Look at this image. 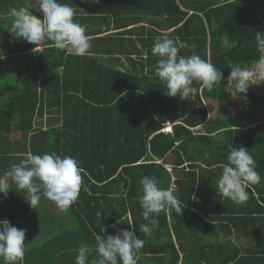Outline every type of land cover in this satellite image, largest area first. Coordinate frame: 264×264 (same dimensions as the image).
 <instances>
[{
    "label": "trees",
    "instance_id": "obj_1",
    "mask_svg": "<svg viewBox=\"0 0 264 264\" xmlns=\"http://www.w3.org/2000/svg\"><path fill=\"white\" fill-rule=\"evenodd\" d=\"M88 2L94 7L95 2ZM97 3L95 8L105 20L111 18L124 26L127 22L141 23L132 30L137 31L139 44L117 48L118 55L109 46L85 56L66 54L49 46L51 42L40 52H34L30 43L22 47L15 44V55L0 60L12 62L10 67L0 65V139L5 131L18 129L25 154L19 162L29 153L55 152L61 157L72 156L84 169L76 208L72 205L64 212L69 227L60 225L54 236H46L27 249L24 258L29 264L62 261L74 264L78 248L85 243L80 234L85 230L91 233L86 225H70L80 218L78 209L84 199L90 201L94 212L95 205L100 204L101 213L107 216L108 212L103 210L108 207L105 199L116 192L124 194L118 199L120 212L112 210L107 216L109 223L129 210L132 214L133 208L141 209L142 213L140 180L154 177L166 189L169 173L156 161L169 152L176 155L174 165L181 167L169 187L175 190L177 184L179 191L186 190L185 184H194L198 175L206 179V173L216 172L227 164L229 145L248 149L263 180L247 189L250 203H255L252 211L256 215L245 216L264 224V94L248 90L240 98L228 78L229 64L256 65L264 59V49L258 48L255 41V34L264 32V0H98ZM163 28L167 29L159 32ZM224 33L229 36L230 47L220 40ZM162 35L185 45L180 48V55L196 54L213 63L223 73L221 82L212 90L194 82L193 87L198 89L195 99L167 96L166 85L155 74L161 58L151 51L155 38ZM6 46L7 42L0 38L3 54ZM120 56L124 58L123 65L126 62L124 69L114 67ZM7 72L15 73L9 77ZM228 93L239 98L233 101L239 106L234 113L227 108ZM204 99L218 102L216 113L209 114ZM168 122L172 130L164 133L162 129ZM35 123L40 124L39 129ZM199 125L204 127V133L191 129ZM7 144H0V172L11 166L9 159L13 155L6 152L10 149ZM185 161L189 163L187 169ZM132 191L139 192L134 199L129 196ZM22 193L23 203L26 193ZM16 207L23 214L30 208L27 202L23 206L17 203ZM89 217L86 215L87 221ZM144 221L142 214L134 213L133 225L140 226ZM259 227L257 231L262 230L264 237V225ZM223 249L227 251V245ZM231 260L230 264H264V244L244 251L236 248Z\"/></svg>",
    "mask_w": 264,
    "mask_h": 264
},
{
    "label": "clouds",
    "instance_id": "obj_2",
    "mask_svg": "<svg viewBox=\"0 0 264 264\" xmlns=\"http://www.w3.org/2000/svg\"><path fill=\"white\" fill-rule=\"evenodd\" d=\"M37 2L41 13L39 18L26 7L10 10L7 16L9 32L32 44L34 52L42 51L44 45L51 42L49 46L66 54L85 56L92 47L91 38L86 35V28L74 21L75 9L61 0ZM220 40L225 47L231 46L227 33L222 34ZM255 41L258 48L264 49V32H257ZM182 47L185 45H178L167 35L156 37L151 51L161 59L155 68V74L166 85L167 96L179 97L181 100L195 99L198 89L193 87L194 82L201 88L212 90L223 79V73L199 55H180ZM3 59L5 57L0 52V60ZM229 68L231 71L228 78L240 94H245L253 81L264 82V59L258 60L254 67L231 63ZM170 124L166 123L164 128H169ZM229 148L228 163L222 165L218 190L224 198L242 205L249 200L247 189L259 184L261 176L248 149L243 146L237 149L231 145ZM82 173L84 169L80 167V162L72 156L61 157L55 152L29 153L19 163L0 172V195L6 197L15 185L17 190L26 193L24 198L30 207L37 209L44 198L52 201L63 213L78 200L83 184ZM174 180L175 177H172L171 186ZM140 185L141 214L147 223L141 224L139 229L150 236L159 226L158 217L161 212L169 214L174 210L181 215L184 208L173 189L160 187L156 178L145 176L140 180ZM26 231L10 225L7 219L0 220V258L4 264H21L26 252ZM104 231L103 228L102 232ZM94 236L96 258L90 260L92 249L83 245L77 250L75 264H137L138 251L145 243L129 229H121L115 235L109 234L104 238L96 233Z\"/></svg>",
    "mask_w": 264,
    "mask_h": 264
},
{
    "label": "crops",
    "instance_id": "obj_3",
    "mask_svg": "<svg viewBox=\"0 0 264 264\" xmlns=\"http://www.w3.org/2000/svg\"><path fill=\"white\" fill-rule=\"evenodd\" d=\"M88 1L95 2V0H61L62 3H67L75 9L74 21L86 28V35L91 38L92 44L88 52L95 53L98 50H104L106 47L112 46L115 49L114 53L117 54V48H121L123 45L128 48L133 43L139 44V40L136 37L138 36L137 31L134 32L132 30L141 25V23L127 22L124 26L123 24L115 23L111 18L105 20L102 17L101 11L95 8L98 6V3L95 2L93 7ZM78 2L82 4L79 5ZM19 7L29 8L38 18L41 16V13L38 11L37 0H0V38L7 42V46L5 47L7 51L4 52L6 54H3L5 57L15 55V44L19 45V47L29 44L27 41L15 37L9 32L8 13L11 9ZM86 8L89 10L87 11ZM92 15H95V18H91ZM166 29L163 28L159 32ZM119 31H127L128 33L120 34L123 32ZM123 60V56H120V60H118L120 62L116 61L114 67L124 69L126 62L123 65ZM0 65L10 67L12 63L4 62L0 63ZM243 66L254 67L255 64L247 62ZM7 73L11 77V73L15 72ZM238 95H240L239 92ZM202 125L191 129L195 131ZM168 127L162 129V131L164 133L171 132V125H168ZM14 132H19L17 138L10 137L9 134ZM201 133H204V131ZM0 140V144L8 143L7 146L10 147V149H6V152L13 155V158L9 159L11 165L19 163L20 156H25L23 152L24 142L20 130L14 128L7 130ZM1 148L2 146L0 145ZM175 160L176 155L169 152L162 160L157 159L156 161L161 163L168 171L170 180L172 177L176 179L177 172L181 169V167L174 165ZM185 164V169H187L189 163L185 161ZM221 175L222 168L216 172L210 171L206 173V179L198 175L197 179L194 178L193 180L194 184H185L183 186L186 188V190L184 189L185 191H178L179 186L176 184L177 188L173 191L181 201V207L184 208L183 213L179 215L174 210L169 214L161 212L158 217L159 226L150 236H146L141 232L139 225L135 226L132 223L134 213L141 214V209L133 208L132 214L129 210L126 214H122L119 219H115L110 223L108 222L107 216H109L110 211L115 210L118 213L120 212L118 199L123 197L124 194L119 192L111 194V198L105 199L107 200L108 207L103 208V210L108 212L107 216L101 213L102 207L100 204L95 205L94 212L90 201L84 199L78 209V216L80 218H75L77 223L70 225H86L87 228H90L91 233L85 230L80 234L82 236V243L85 241L83 245L89 243L87 246L92 249L90 259L96 258L94 233L100 234L104 238L109 234L115 235L121 229H129L134 231L138 238L145 241L144 246L138 251L137 264H172L174 262V264H221L220 261L224 262L222 264H230L232 263L231 254L236 248H240L242 251L249 247H253L254 249L261 248V245L264 244V237L262 230L257 231V228H260L259 225L264 224L260 220L251 221L246 219L247 216L245 215H256V212L252 211L255 203H250V196L246 203L236 205L219 193L218 180ZM170 180L167 188H169ZM262 180L261 178V182ZM189 188L192 189L189 191ZM22 192L21 190H17L15 185H13L6 197L0 195V220L6 218L10 222V225L18 229L27 230L25 237L26 250L36 245V243L38 244V240H40L38 237L45 239L46 236H54L60 225L69 227L68 221L64 217L65 213H61L52 201L44 198L41 199L37 209L29 206V210L25 214L22 212L21 214L16 205L17 203H21V206H23L26 202L23 200L22 203V200H20ZM138 194L139 192L132 191L129 196L131 199H134ZM141 195L142 192H140L139 196ZM255 196L257 197L256 194ZM112 198H116L117 200ZM99 203H101L100 200ZM73 208H76L75 205ZM190 213H194V215H190ZM86 215L91 216V218L89 217V221H87ZM73 216L76 217L75 211ZM103 228L105 229L104 232H102ZM224 245H227V251L223 249ZM175 255H177L176 259L174 258L173 260L172 257H175ZM186 260H189L190 263L186 262ZM28 262L26 258H23L21 264H29ZM73 263L75 264V261ZM0 264H4L2 258H0ZM61 264L66 263L62 261Z\"/></svg>",
    "mask_w": 264,
    "mask_h": 264
},
{
    "label": "rangeland",
    "instance_id": "obj_4",
    "mask_svg": "<svg viewBox=\"0 0 264 264\" xmlns=\"http://www.w3.org/2000/svg\"><path fill=\"white\" fill-rule=\"evenodd\" d=\"M11 61V60H10ZM10 63V62H8ZM12 63V62H11ZM250 63H253V62H250ZM14 74V73H11V75ZM13 76V75H12ZM236 89V88H235ZM237 90V89H236ZM250 90L251 92L255 93V94H264V82H260V81H253V85H250L247 89V91ZM230 92V91H229ZM240 98H242L243 96L240 94L239 95ZM247 97V95H246ZM205 100V103L208 107V111H209V114H213V113H216L217 110H218V102L215 101V100H211V101H208L207 99H204ZM239 98L234 96V95H231L228 93V101H227V108L229 111H231L232 113L236 112L238 109H239V106L238 104H233V101H238ZM37 126H40L39 123H35ZM35 126L36 129H39L40 127H37ZM44 126V124L42 125ZM195 131H198V132H203L204 131V127L201 126L199 127L198 129H196ZM165 133H168V132H165ZM11 138H17L19 136V132H14V133H11L9 134ZM190 215H194V213H190ZM43 236H44V233H43ZM39 239H41V237H38ZM40 240H38L39 242Z\"/></svg>",
    "mask_w": 264,
    "mask_h": 264
}]
</instances>
